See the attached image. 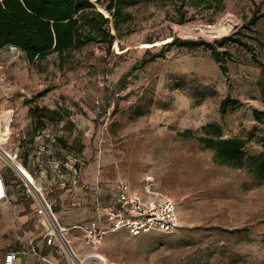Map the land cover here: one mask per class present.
Listing matches in <instances>:
<instances>
[{
  "label": "rangeland",
  "instance_id": "374dc122",
  "mask_svg": "<svg viewBox=\"0 0 264 264\" xmlns=\"http://www.w3.org/2000/svg\"><path fill=\"white\" fill-rule=\"evenodd\" d=\"M111 1L93 0L107 16ZM125 10L132 17L119 33L113 30L109 51L91 42L63 60L54 53L28 63L24 54L3 49L6 60H16L12 85L0 88V102L9 96L15 108L11 125H34L44 115L45 124L62 125L63 138L79 139L83 168L92 165L100 200L126 180L143 190L151 183L178 206L180 227L173 233L118 231L96 250L81 238L74 243L103 264H264V181L215 163L210 149L179 134L217 122L225 136L246 138L250 153L262 150L264 16L249 23L255 12L264 13V0H224L221 9L186 5L184 21L167 0H140ZM238 31L255 49L220 48L232 52L226 71L210 49L172 43L176 37L214 42ZM162 49L163 56L148 60ZM226 97L236 102L223 111ZM47 110L57 112L54 119ZM11 115H1L6 130Z\"/></svg>",
  "mask_w": 264,
  "mask_h": 264
},
{
  "label": "crops",
  "instance_id": "0c3cea01",
  "mask_svg": "<svg viewBox=\"0 0 264 264\" xmlns=\"http://www.w3.org/2000/svg\"><path fill=\"white\" fill-rule=\"evenodd\" d=\"M61 126L46 124L35 130V124L16 123L4 133L10 130V137L0 151V177L5 180L8 192V198L0 202V264H4V253L8 250L17 252L13 264H72L67 251L58 248L57 242L47 244L52 225L39 210L44 201L51 206L61 226L84 224L93 214L91 186L96 184L97 176L92 165L78 173L80 141L75 136L63 138L58 133ZM3 140L0 137V144ZM130 185L147 196L143 187ZM67 238L80 259L91 254L93 249H83L74 243L82 239L81 230L71 229ZM32 246L35 253L30 251ZM22 250L29 252L24 254ZM87 264L97 262L92 259Z\"/></svg>",
  "mask_w": 264,
  "mask_h": 264
},
{
  "label": "trees",
  "instance_id": "16d2710c",
  "mask_svg": "<svg viewBox=\"0 0 264 264\" xmlns=\"http://www.w3.org/2000/svg\"><path fill=\"white\" fill-rule=\"evenodd\" d=\"M117 1L112 0L107 4L106 7L111 14L107 16L97 9L92 0H0V49L16 46L24 52L28 63L41 61L54 53L63 60L68 52L91 42L104 43L109 51L117 38L113 30L119 33L120 25L127 23L132 17L131 12L125 10V5L131 6L140 0H119L125 5H117ZM167 1L175 4L182 21L186 13L184 11L186 5L199 6L207 3L210 7L221 9L224 2V0ZM262 16L264 13L255 12L249 24H256ZM172 43L188 49L198 46L210 49L213 57L220 62L223 71L228 68L227 61L232 57V52L220 48L235 43L252 53L255 49L253 44L243 40L239 31L214 42L176 37ZM163 55L162 49L153 53L148 60H155ZM235 102V99L226 97L222 101L221 109L225 111L228 105ZM47 112L51 119H54L57 113L55 110H47ZM45 126L44 115L38 117L35 130ZM179 134L185 138L195 139L210 149L215 163L247 170L255 179L264 181V137L261 140L262 150L252 154L247 149L246 138L225 136L222 125L217 122H208L195 130L187 128Z\"/></svg>",
  "mask_w": 264,
  "mask_h": 264
},
{
  "label": "built area",
  "instance_id": "2783aa9c",
  "mask_svg": "<svg viewBox=\"0 0 264 264\" xmlns=\"http://www.w3.org/2000/svg\"><path fill=\"white\" fill-rule=\"evenodd\" d=\"M21 54H24L16 46H8ZM6 48V47H5ZM3 48V49H5ZM3 49H0V88H9L12 82L9 77L11 65L16 62L15 58L5 59ZM20 91H25L22 86ZM4 110L11 112V121L15 113L9 96H4L0 102V137H5L0 144L8 141L10 132L4 136L3 130H6L5 121L1 115ZM10 127V126H9ZM80 168L78 173L83 169L85 162L80 159ZM93 193V214L92 217L84 224H73L70 227L61 226L58 218L51 210V206L43 201L40 213L48 216L52 225L47 233V244L51 245L57 242L60 249H65L69 255L72 264H87L88 260H98L100 264L102 259L98 258L93 252L88 257L80 259L76 250L72 247L67 238L71 229L81 230L84 244L93 250L98 249L104 242L107 235L118 231H127L132 235L152 232L154 230L173 233L180 227L179 210L174 199L168 194L156 189V187L147 183L144 186V192L147 196L132 189L129 182L119 180L116 184L115 192L108 199L100 200V187L98 183L91 186ZM8 198L7 185L3 178L0 177V202ZM35 247L32 246L31 252L35 253ZM29 251L22 250L27 254ZM17 257V252L8 250L4 253V264H13Z\"/></svg>",
  "mask_w": 264,
  "mask_h": 264
},
{
  "label": "bare ground",
  "instance_id": "6f19581e",
  "mask_svg": "<svg viewBox=\"0 0 264 264\" xmlns=\"http://www.w3.org/2000/svg\"><path fill=\"white\" fill-rule=\"evenodd\" d=\"M93 1V0H92ZM100 8H102L103 10H105L106 12H107V10L106 9H104L103 7H100ZM99 254V253H98Z\"/></svg>",
  "mask_w": 264,
  "mask_h": 264
}]
</instances>
